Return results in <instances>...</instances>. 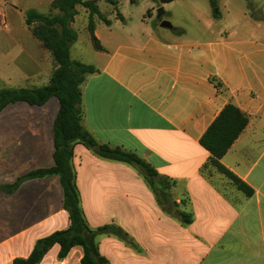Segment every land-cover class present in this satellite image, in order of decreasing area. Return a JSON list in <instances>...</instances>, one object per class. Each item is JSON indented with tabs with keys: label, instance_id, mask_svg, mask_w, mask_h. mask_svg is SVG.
Listing matches in <instances>:
<instances>
[{
	"label": "crops",
	"instance_id": "obj_1",
	"mask_svg": "<svg viewBox=\"0 0 264 264\" xmlns=\"http://www.w3.org/2000/svg\"><path fill=\"white\" fill-rule=\"evenodd\" d=\"M53 1L40 0L50 7L49 15L58 13ZM168 34L154 28L142 40L133 33L119 40L96 25L103 50H96L95 60L87 64L97 71L82 85V124L100 144L135 153L160 176L176 181L174 198L179 202L188 195L194 221L183 227L162 211L135 169L77 144L73 163L87 221L93 228L118 225L143 250L139 254L114 237H101L99 249L110 264H264V32L256 37L226 31L190 41ZM18 43L7 49V56L17 48L30 55V44ZM15 60L6 62L15 66ZM18 66L16 73L0 67V87L32 85L30 72ZM213 77L225 84L228 95L218 91ZM230 99L248 115L249 124L221 162L253 190L250 197L216 171L210 177L201 173L211 154L200 140ZM50 100L43 106L18 102L0 113V168H8L0 173V186L54 166L60 105L51 106ZM21 103L30 107L17 109ZM57 198L52 212L27 222V216ZM0 215L8 231L0 239V261L16 247L22 252L16 257H28L38 239L70 225L56 176L28 180L11 194L0 191ZM59 251L54 246L43 262L51 256L52 263L81 264L82 247L73 248L63 261Z\"/></svg>",
	"mask_w": 264,
	"mask_h": 264
},
{
	"label": "trees",
	"instance_id": "obj_2",
	"mask_svg": "<svg viewBox=\"0 0 264 264\" xmlns=\"http://www.w3.org/2000/svg\"><path fill=\"white\" fill-rule=\"evenodd\" d=\"M99 1L101 0H54L52 8L58 11L56 14L46 15L35 9L28 11L26 23L32 27L34 36L42 46L51 53L56 68L49 83L42 87L0 90V113L11 104L25 102L31 106H43L54 97L58 99L60 105L54 122V166L32 171L13 184L0 186V191L11 194L28 180L59 177L63 189V209L68 212L70 219L68 228L38 239L28 257H16L12 264H41L56 245L60 246L58 254L60 261L65 260L73 248L82 247L84 254L81 264H110L100 252L98 241L100 237H114L135 252L143 253L135 238L118 225L113 223L93 228L88 223L82 208L77 171L73 163L77 144L84 145L102 159L124 163L135 169L154 194L162 211L183 227H188L194 221V212L188 195L182 197L179 202L174 198L176 181L160 176L153 166L135 153L120 147L100 144L82 124V85L86 77L97 70L91 65L72 59L71 46L78 40V33L72 28V24L79 13L77 7H84L90 14L88 28L92 44L95 50L102 51L103 47L95 35V19L99 18L108 25L111 21L101 12ZM107 1L115 3V0ZM158 1L168 4L176 0ZM212 6L215 8L217 2L212 1ZM214 15L218 17L217 14ZM173 30L176 32V28ZM211 81L221 94L228 95V89L220 79L213 77ZM248 124V115L234 103L233 99H230L204 133L200 143L211 154L210 159L201 169L202 175L210 177L212 171H216L250 197L253 190L221 162Z\"/></svg>",
	"mask_w": 264,
	"mask_h": 264
},
{
	"label": "rangeland",
	"instance_id": "obj_3",
	"mask_svg": "<svg viewBox=\"0 0 264 264\" xmlns=\"http://www.w3.org/2000/svg\"><path fill=\"white\" fill-rule=\"evenodd\" d=\"M212 1L217 2L215 8L212 6ZM40 4H42L40 0H0V67L14 73H16V66L24 67L25 71L32 75L30 81L32 85L23 87L32 89L48 84L56 68L52 55L45 52L44 48L33 40L32 27L26 23L27 12L30 10L35 9L49 15L50 7ZM98 5L105 17L112 21V25L109 26L96 18L97 27L103 34L112 33L114 38L119 40L127 39L129 33L136 34L134 38L142 40L144 32H151L154 28L161 29L157 18L160 8H164L165 11L162 18L176 28V32L166 29L171 36L168 35L178 40L208 39L224 34L226 31L231 34L261 37L264 32V0H176L168 4H162L158 0H115V3L102 0ZM77 9L79 13L72 28L78 33V40L71 46V55L74 60L89 64L95 60L96 55L88 28L90 14L82 6H78ZM216 9L219 10L218 13L215 12ZM149 11H152L151 15ZM119 14L121 15L118 16ZM145 19L148 21L145 22ZM29 38L31 42H28ZM18 42L24 44L25 47L27 43L30 44V55L17 53V48L15 52H10V56H7V49L11 45L16 46ZM8 59H16L15 66L8 64L6 62ZM1 83H4L2 79H0ZM7 87L18 88L16 85H4L0 87V90ZM21 104L23 106L17 109L30 107L25 103ZM49 104L51 106L58 104L57 98L51 99ZM7 171L8 168H0V173L5 174ZM58 202V198L48 200L46 208L41 207L39 213H31L26 217L27 222L42 219L56 208ZM2 220L3 217L0 215V239L5 238L8 232L7 225L3 224ZM18 222L16 221V232L20 228ZM51 228L54 230L57 227L53 225ZM33 239L34 237L26 244L32 243ZM100 239L101 237L98 241ZM21 253L16 247L13 254L8 253V255L1 256L0 264H10L12 258ZM42 264L61 263L58 260L52 263L51 256H48Z\"/></svg>",
	"mask_w": 264,
	"mask_h": 264
},
{
	"label": "water",
	"instance_id": "obj_4",
	"mask_svg": "<svg viewBox=\"0 0 264 264\" xmlns=\"http://www.w3.org/2000/svg\"><path fill=\"white\" fill-rule=\"evenodd\" d=\"M215 12L218 13L219 10L216 9ZM164 14H165L164 8H160L158 10V15H157L158 20L161 19L164 16ZM160 26H161V28H164V29H169V30H173L174 29V26L170 22H168L166 20H163L161 22Z\"/></svg>",
	"mask_w": 264,
	"mask_h": 264
},
{
	"label": "flooded vegetation",
	"instance_id": "obj_5",
	"mask_svg": "<svg viewBox=\"0 0 264 264\" xmlns=\"http://www.w3.org/2000/svg\"><path fill=\"white\" fill-rule=\"evenodd\" d=\"M164 20V18L159 19V24H161V22Z\"/></svg>",
	"mask_w": 264,
	"mask_h": 264
}]
</instances>
